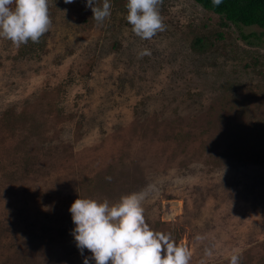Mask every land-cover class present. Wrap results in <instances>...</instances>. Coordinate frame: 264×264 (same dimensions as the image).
Wrapping results in <instances>:
<instances>
[{
	"label": "rangeland",
	"instance_id": "374dc122",
	"mask_svg": "<svg viewBox=\"0 0 264 264\" xmlns=\"http://www.w3.org/2000/svg\"><path fill=\"white\" fill-rule=\"evenodd\" d=\"M110 2L98 25L86 0H49L35 52L0 38V264H84L71 204L132 192L190 264H264V29L163 0L144 40ZM191 30L224 38L197 53Z\"/></svg>",
	"mask_w": 264,
	"mask_h": 264
},
{
	"label": "clouds",
	"instance_id": "9594fccd",
	"mask_svg": "<svg viewBox=\"0 0 264 264\" xmlns=\"http://www.w3.org/2000/svg\"><path fill=\"white\" fill-rule=\"evenodd\" d=\"M73 2L64 0L66 4ZM162 3L163 0H127L125 18L136 36L151 40L166 30L160 12ZM212 3L218 6L222 0ZM86 7L91 8L98 25L111 16L110 0H103L99 6L97 0H86ZM51 26L49 0H0V38L15 47L29 41L38 43ZM150 55L147 48L137 52L139 59ZM145 196L144 192H132L113 203L107 199L74 200L69 209L75 225L72 235L81 254L85 249L92 253L90 258L84 257V264H89L90 259L95 264H190L191 253L186 247L177 245L170 233L154 231L146 222ZM241 256V252L234 251L229 264H240Z\"/></svg>",
	"mask_w": 264,
	"mask_h": 264
},
{
	"label": "trees",
	"instance_id": "16d2710c",
	"mask_svg": "<svg viewBox=\"0 0 264 264\" xmlns=\"http://www.w3.org/2000/svg\"><path fill=\"white\" fill-rule=\"evenodd\" d=\"M193 1L200 4L203 8L218 14L220 27H226L233 23L237 26H257L264 29V0H222V3L218 6L213 5L212 0ZM45 36L46 33L40 38L38 43L29 41L27 44H23L21 54L43 49ZM242 36L246 38L248 35L243 34ZM215 38L217 41H221L224 38L223 32L208 31L205 33L199 30H191L190 48L197 53L210 51L218 46L216 40H214ZM252 63L256 65L259 61L253 58Z\"/></svg>",
	"mask_w": 264,
	"mask_h": 264
}]
</instances>
